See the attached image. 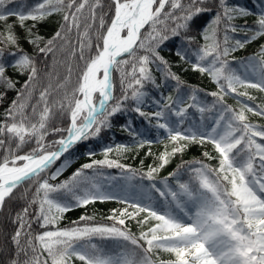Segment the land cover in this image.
Instances as JSON below:
<instances>
[{"label":"snow or ice","instance_id":"obj_1","mask_svg":"<svg viewBox=\"0 0 264 264\" xmlns=\"http://www.w3.org/2000/svg\"><path fill=\"white\" fill-rule=\"evenodd\" d=\"M12 3L0 0V223L10 226L0 241V264H264V124L248 117L264 118V104H250L256 98L246 91L264 92V44L251 56H233L264 38V12L253 13L229 0H35L24 10L8 7ZM213 11L198 34L201 44L191 32L193 20L202 22L201 13ZM249 16L254 17L251 25ZM13 17L15 23H9ZM54 17L59 20L46 37L39 29ZM173 37L180 38L179 47ZM164 48H176L179 60L209 77L217 90L190 88L185 103L180 89L186 85L172 70L179 65L162 54ZM58 54L65 55L67 74L56 80ZM10 69L25 77L22 84ZM169 81L177 95L153 96L157 110L143 111L146 86L160 89ZM10 92L15 93L11 98ZM201 92L211 103L199 98ZM227 96H235L239 108L227 104ZM190 109L199 113V122L189 118ZM128 113L155 120L152 127L164 130L171 150L165 146L154 166L138 172L109 158L114 147L118 153L129 150L125 143H110L101 149L102 159L88 151L89 162L67 179L52 182L69 166L64 160L49 172L65 153L97 138ZM53 117H66L67 126L50 127ZM119 127L137 148L153 142L141 138L131 119ZM31 143L30 150L19 154ZM196 144L212 145L218 167L193 158L155 179L171 157ZM202 156L212 158L208 151ZM104 169L120 171L105 176ZM137 177L141 187L149 182L147 202L128 194ZM151 192L158 194L162 208L153 205ZM13 201H23V206L17 210L10 206ZM108 201L124 205L110 211V224L85 214L68 227L47 230L70 210ZM189 203L195 211H181ZM141 213L139 224L154 223L137 236L127 221ZM105 241L114 246L106 247ZM210 243L219 250L209 248ZM160 250L172 258H154Z\"/></svg>","mask_w":264,"mask_h":264},{"label":"trees","instance_id":"obj_2","mask_svg":"<svg viewBox=\"0 0 264 264\" xmlns=\"http://www.w3.org/2000/svg\"><path fill=\"white\" fill-rule=\"evenodd\" d=\"M35 0H14V3L8 5L10 8H19L21 10L26 9L27 7L31 6ZM232 4H238L242 6L243 8L249 9L253 13H259L264 12V0H229ZM214 15L213 12H203L201 13V16L204 17L203 21H200V17H196L193 20L192 26H191V32L192 34L197 35V39L199 43L203 44L204 41L202 38L199 37V32L204 28V25L208 23L209 20L212 19ZM248 24L251 25L252 20L254 19L253 16H249L248 18ZM59 20V17H54L48 24H45L40 27L39 32L44 34L46 37L53 31L55 28L57 21ZM16 18H11L8 22L9 23H15ZM28 23H31L30 21ZM236 23L243 24V19H238ZM16 32L18 35L23 36L24 31L23 29L17 27ZM75 34H73L74 38ZM236 38H239V35H237ZM173 41H175L176 45L179 47L181 45V40L179 37H173ZM264 44V38H258L255 41L249 42V44L245 47V49L237 50L235 53H233V56H235L237 59L242 57H248L250 55H253L257 52L260 45ZM3 46V45H0ZM24 49H26L27 52L33 53L34 49L33 47L28 43H23L22 45ZM176 48H164L162 54L165 55L172 63L173 65H179L173 67V72L177 73L181 80L184 82L186 86L181 87L180 94H182L185 97V103L188 102L187 97L191 94L190 88H200L203 89L204 92H210L217 90V86L214 81H212L209 77L206 75H202L199 72H194L188 63H183L179 60V57L175 55ZM71 63L74 65L77 64V61L73 58H68ZM229 59H232L230 56ZM64 60L65 55L58 54V64L55 68V76L54 79L58 80L64 75H66V70L64 66ZM192 62L195 61V58H191ZM82 63V62H80ZM233 68H238V65L234 63L232 65ZM9 74L13 75V78H18L20 83L22 84L25 77L20 76L16 77L15 74L12 72V70H9ZM157 79L159 82L160 74L156 73ZM76 80V73L75 70L73 72V76L71 78V83L68 85L67 90L70 92L72 84ZM114 83H115V91L119 92V79L116 74H114ZM19 86V85H18ZM239 90H245V89H239ZM145 91L149 93V96L146 98V103L142 106L143 111L147 113H152L157 110L156 106L152 103V97L157 96L159 97V94L162 93L164 97H167L168 95H172L175 97L177 95V91L175 88V83L172 81L167 82V84L160 88L155 89L150 84L146 86ZM249 95L254 96L256 99L254 101L249 102L250 104H264V92H260L257 89L248 88L246 90ZM15 95L14 92L9 93V98L13 97ZM199 98L203 101H206L207 103H211L212 98L210 96L206 97L204 96L203 92L200 93ZM246 99V98H241ZM225 101L227 104L239 108L238 100L235 96H227L225 97ZM6 106V103H5ZM3 112V108L0 107V113ZM249 120L253 123L257 124H264V118L257 117L252 114H248ZM189 118L199 122V113L195 112V110L190 109L189 110ZM128 119H131L132 124L134 126V129L141 138L145 140H151L153 141L151 145H146L143 148H137L134 145L132 137L128 135L127 132L120 130V124L125 123ZM163 122V121H161ZM68 123V120L66 117H53L52 120L49 121L50 127H66ZM157 122L155 120H152L151 123H149L146 119L143 117L137 115L136 113H128L126 116L121 115L118 119L113 120V127L111 129H108L106 131H103L97 138L90 139L83 141L81 143H78L73 147L69 152L65 153L64 156L61 158V161L57 163V165H54L52 169L49 170V172L54 171L55 167L58 166L59 163L63 162L64 160H67L69 162V166H66L63 173L58 177L57 181H52L53 183H57L59 181H62L64 179H67L75 169L79 168L81 164L89 162L88 157L85 155L88 151L96 152V155L93 157L94 159H102L103 153L101 151L102 148L108 146L110 143L113 144V146L116 143H125L128 147L127 152L118 153L114 150L112 153L109 154L110 159H117L119 162L126 164L130 166L132 169L138 170V172L143 171L146 172L149 168V166H154L156 161V156L159 155L161 152L165 151V146H167L168 150H171V143L168 140L164 130H158L152 125H155ZM158 137V139H157ZM58 136H49L48 140L57 139ZM34 146V143H31L30 145H25L24 148L20 151L19 154H23L25 151L30 150V147ZM151 153L153 155H148L147 153ZM208 151L211 154L212 158H204L202 156V153ZM216 153L212 147L211 144H204V145H192L189 147L184 153L177 154L173 157H171L170 162L162 169L158 171L155 175V179L161 180L164 177H167L170 173L174 172L177 169V166L182 163V161H188L193 158L196 159H202L205 163L209 164L212 167H218V161L215 159ZM104 175H118L119 171L118 169H104ZM187 175H183L182 179L187 180ZM210 179V177H209ZM135 181H139V178ZM156 199L158 203H162V200L159 198V196H156ZM116 201H108V202H97L94 204H90L87 207H80L76 208L74 210H70L69 212L63 214V216L60 218V220L48 227L47 230H59L63 229L65 227H68L73 221H76L79 219L81 215H89L95 218L97 222L100 223H106L110 224L111 221L107 220V217L110 214V211L117 206ZM11 207H15L17 210L23 206V201H13L10 205ZM31 211H35V206L31 209ZM144 214L141 213L136 219L129 220L127 223L128 229L135 235L139 236L140 231L144 230L146 231L148 227H151V224L154 223L153 221H149L148 224L141 225L138 223V220L143 219ZM2 219V217H0ZM34 228L37 231H42V229H39L38 226H34ZM10 230V226H6L3 223H0V241L3 239V233ZM105 246L108 248H112L114 246L113 241H105ZM171 257L170 254L160 250L154 254V258L162 259V258H168ZM77 264L79 262L77 261Z\"/></svg>","mask_w":264,"mask_h":264},{"label":"rangeland","instance_id":"obj_3","mask_svg":"<svg viewBox=\"0 0 264 264\" xmlns=\"http://www.w3.org/2000/svg\"><path fill=\"white\" fill-rule=\"evenodd\" d=\"M147 186L148 185H143V187H141V186H135V187H133V188H131L129 190V193L128 194L129 195H132V196L140 197V198H142V201L143 202H147L148 199H149V190H148V187ZM151 194H152V192H151ZM152 203H153V201H152ZM122 207H124V205L121 204V203H119L114 209H120ZM189 208L192 209V212L195 211V207L191 203H189L188 207L181 209V211L187 213L189 211ZM169 210H171V209H169ZM173 214H175V213H173ZM130 220H132V219H130ZM128 221H127V223H128ZM229 227H230V225H229ZM208 246H209V248H212L214 251H218L219 250L216 247L215 243H210ZM168 259H170V258H168ZM168 259H164V260H168Z\"/></svg>","mask_w":264,"mask_h":264}]
</instances>
